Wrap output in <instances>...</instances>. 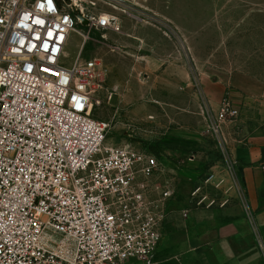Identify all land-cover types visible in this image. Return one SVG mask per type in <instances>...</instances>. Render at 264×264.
<instances>
[{"label": "built area", "instance_id": "1", "mask_svg": "<svg viewBox=\"0 0 264 264\" xmlns=\"http://www.w3.org/2000/svg\"><path fill=\"white\" fill-rule=\"evenodd\" d=\"M82 2L0 0V264L149 262L164 235L175 169L147 149L107 142L111 123L93 115L107 71L100 58L81 57L94 31L123 49L111 39L124 32L119 12L151 17L133 11V0H103L97 12ZM74 33L83 42L68 64ZM194 75L209 131L225 149L224 127L240 111L227 89L211 114Z\"/></svg>", "mask_w": 264, "mask_h": 264}, {"label": "crops", "instance_id": "2", "mask_svg": "<svg viewBox=\"0 0 264 264\" xmlns=\"http://www.w3.org/2000/svg\"><path fill=\"white\" fill-rule=\"evenodd\" d=\"M176 58L175 66L170 60L165 67L166 75L175 73L168 88L189 100L179 104L177 126L167 127L151 147L175 169V195L150 261L128 264H264V82L242 72L199 75L211 114L227 89L240 111L224 127L227 141L218 157L210 131L199 123L191 69ZM186 109L198 117L191 114L188 121Z\"/></svg>", "mask_w": 264, "mask_h": 264}, {"label": "rangeland", "instance_id": "3", "mask_svg": "<svg viewBox=\"0 0 264 264\" xmlns=\"http://www.w3.org/2000/svg\"><path fill=\"white\" fill-rule=\"evenodd\" d=\"M132 3L133 11L144 10L151 19L139 23L119 12L124 32L112 34L111 39L123 49L112 50L101 32L94 31L81 54L83 59L100 58L107 71L105 89L97 93L103 102L95 107L93 115L111 123L108 143H129L151 150L167 127L177 126L179 104L189 99L168 88L175 73L170 70L166 75L165 67L170 60L175 66L176 54L191 69L193 85L195 73L218 77L242 72L264 82V0H133ZM82 5L90 12L106 10L103 0H97L98 7L91 6L89 0H83ZM82 42L77 33L71 36L68 64L79 55ZM110 92H113L111 99L107 97ZM192 93L199 99L194 90ZM184 111L188 121L191 114L198 117L190 109ZM201 115L199 123L204 125L203 129H212L211 119ZM210 134L215 153L221 157L222 148L215 134L212 131Z\"/></svg>", "mask_w": 264, "mask_h": 264}, {"label": "bare ground", "instance_id": "4", "mask_svg": "<svg viewBox=\"0 0 264 264\" xmlns=\"http://www.w3.org/2000/svg\"><path fill=\"white\" fill-rule=\"evenodd\" d=\"M75 1L77 2L78 5H80V1H81V0H75Z\"/></svg>", "mask_w": 264, "mask_h": 264}, {"label": "water", "instance_id": "5", "mask_svg": "<svg viewBox=\"0 0 264 264\" xmlns=\"http://www.w3.org/2000/svg\"><path fill=\"white\" fill-rule=\"evenodd\" d=\"M80 17L83 19V17L80 15ZM85 22H86V20L85 19H83Z\"/></svg>", "mask_w": 264, "mask_h": 264}]
</instances>
